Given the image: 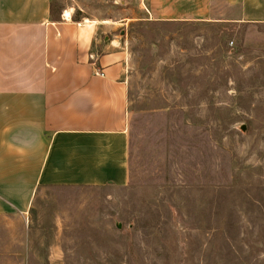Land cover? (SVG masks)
Wrapping results in <instances>:
<instances>
[{
	"label": "rangeland",
	"instance_id": "1",
	"mask_svg": "<svg viewBox=\"0 0 264 264\" xmlns=\"http://www.w3.org/2000/svg\"><path fill=\"white\" fill-rule=\"evenodd\" d=\"M51 2L54 20L130 57L128 176L49 189L21 232L24 264H264V26Z\"/></svg>",
	"mask_w": 264,
	"mask_h": 264
},
{
	"label": "crops",
	"instance_id": "2",
	"mask_svg": "<svg viewBox=\"0 0 264 264\" xmlns=\"http://www.w3.org/2000/svg\"><path fill=\"white\" fill-rule=\"evenodd\" d=\"M147 13L264 26V0H147ZM129 67L117 41L54 20L51 0H0V264H24L21 232L49 189L127 178Z\"/></svg>",
	"mask_w": 264,
	"mask_h": 264
},
{
	"label": "built area",
	"instance_id": "3",
	"mask_svg": "<svg viewBox=\"0 0 264 264\" xmlns=\"http://www.w3.org/2000/svg\"><path fill=\"white\" fill-rule=\"evenodd\" d=\"M95 75L96 76L103 77L104 76V73L102 71L96 70Z\"/></svg>",
	"mask_w": 264,
	"mask_h": 264
},
{
	"label": "bare ground",
	"instance_id": "4",
	"mask_svg": "<svg viewBox=\"0 0 264 264\" xmlns=\"http://www.w3.org/2000/svg\"><path fill=\"white\" fill-rule=\"evenodd\" d=\"M68 18H70V15H67Z\"/></svg>",
	"mask_w": 264,
	"mask_h": 264
},
{
	"label": "trees",
	"instance_id": "5",
	"mask_svg": "<svg viewBox=\"0 0 264 264\" xmlns=\"http://www.w3.org/2000/svg\"><path fill=\"white\" fill-rule=\"evenodd\" d=\"M52 14H53V8H52Z\"/></svg>",
	"mask_w": 264,
	"mask_h": 264
}]
</instances>
